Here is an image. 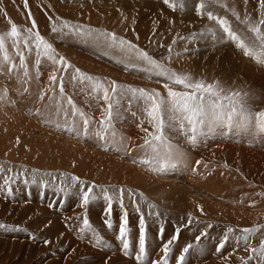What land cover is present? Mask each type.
I'll list each match as a JSON object with an SVG mask.
<instances>
[{
  "label": "rangeland",
  "instance_id": "obj_1",
  "mask_svg": "<svg viewBox=\"0 0 264 264\" xmlns=\"http://www.w3.org/2000/svg\"><path fill=\"white\" fill-rule=\"evenodd\" d=\"M12 2H21L26 6L25 0ZM32 2L33 0H27V6L21 8L20 13L25 18L23 21L10 15L6 18L5 15V27H2L3 31L0 29V33L10 30V21L23 31L31 27V20L34 19L37 29L33 31L39 30L40 34L53 44L56 53L66 58L73 66L69 72L78 68L82 73L98 78L106 85L116 81L118 85L158 89L162 94L166 91L162 88V83L156 82L157 79L162 81L163 78L149 79L142 72L124 68V64L118 63L121 56L95 45L89 38L71 33L57 35L51 32L53 24L64 21L100 32L115 33L148 51L157 60L167 58V49L171 46V60L165 59V63L177 72L191 74L195 79L219 81L225 88L240 89L241 93L250 92V86L255 89L262 86L263 82L259 79L264 76V64L246 57L243 51L236 47L235 42L228 41L226 36L219 42L206 31L210 28L216 30L215 22L208 19L211 14L216 20H225L232 31L249 44L255 43L256 34L250 32L248 21L264 31V24L260 23L264 20L262 0H173L178 4L175 9L165 4L164 0H36L42 6L45 3L44 8L49 9L46 15L43 12L45 24H38ZM50 2L58 10L50 9ZM98 6L99 11H93L94 18L93 15L87 16L81 11L83 8L96 9ZM50 10L54 13L49 12ZM46 22L51 23V26L46 25ZM6 46L11 62L19 69L17 49L11 40L7 41ZM186 48L188 51H185ZM20 50L25 55L26 67L33 77L31 82L18 83L15 74L11 78L0 75V90L6 89L9 101H14L0 102V168L5 170L0 172V176L10 179L7 186L4 185V180L0 179V223L18 229H0V264H92L88 261V256L97 252L105 260L100 264H117L115 259L119 256L129 262L124 264H148L146 261H135L131 257V253L138 252L135 246L139 241L141 215L145 219L146 227V260L163 256L162 246L176 235L177 239L169 246L172 258L188 244L193 245L188 253H184L183 264H239L244 260L242 258L247 256L249 257L242 264H259V258L250 250L251 247L258 248L264 241V228H261L264 226V158L258 156V146L247 145L251 148H248V151H252L251 158L249 153L243 158H234L233 150L225 147L228 144H237L234 140L223 139L211 144L209 142L214 138L208 139V142L202 143L207 149L199 152L197 149L201 144L196 147L185 145L186 166L182 164L165 174L151 172L152 181L148 180V185L144 182L141 189L137 188L131 184L132 180H140V174L134 173L135 168L140 171L144 165L133 163V160L139 161L145 155L144 150L137 147L143 143L145 133L140 132L138 123H130L134 121V117L130 118L131 113H124L129 119H123L130 124L124 125L123 120L115 124L118 132L124 136V143L131 147L127 156L112 150L110 146L101 147L95 139L69 132L67 128L73 120L71 115H57L55 108L46 107L49 103L47 97L43 101L37 100L41 87L49 83L52 65L46 62L40 66L38 82L35 79L34 48L29 52L21 43ZM185 61L186 66H183ZM24 87H27L29 92L21 96L20 92ZM66 93L72 96L79 107L94 117L91 128L98 129L101 110L89 109L87 95L73 89L71 85H66ZM48 95L54 93L50 92ZM258 97L259 101L248 103L255 111L264 110V97ZM62 103L68 107L66 101ZM75 119L79 123V117ZM57 124L60 127H57ZM146 126L148 127L147 124L144 125ZM258 140L261 142L263 139ZM177 143L182 144L183 140ZM220 151L224 152V156L220 155ZM197 161L200 163L197 164ZM160 176L162 182H165L160 192L166 200H158L160 196L156 193L159 189H156L154 181L160 179ZM159 183L158 181L157 185ZM88 187L93 188V193L90 194L89 203L84 205L83 192ZM147 187H150L149 190L155 187L153 191H156L157 197L147 195L143 191H147ZM8 188H11V194ZM120 189H124L122 204ZM105 191L107 196L111 197L110 209ZM184 191L191 192L189 198ZM63 197H66L64 202L59 200ZM73 200L76 202H72ZM149 205L154 207L150 208ZM80 208L83 209L79 210ZM88 208L96 211L97 218L96 221L86 218L91 231L81 233ZM125 212L129 229L127 239L132 246L128 250L130 255H126L123 248H120L121 241L118 239L119 225ZM189 218L191 224L188 223ZM105 220L111 221L112 229L108 233L100 234L104 229L108 230L105 228ZM98 222L101 224H97ZM49 225H54L57 232L71 235V238L68 236L71 242L81 243V248L77 251L73 245L71 247L68 237V242L64 241L65 237L60 239L61 242L49 240L46 232L52 228ZM249 227L261 228V232L251 236L248 242L250 247H246L242 240L238 243L235 237L242 235L241 229ZM229 228L234 232L228 233L229 240L215 254L214 247L211 249L210 245L220 243ZM177 229L180 230L179 233ZM93 232L101 240L99 245L95 242ZM202 232L207 235L202 236L201 241L197 243L196 237ZM156 235L161 236L160 241ZM150 237L155 238L156 242L153 241L152 247L147 249ZM44 241L49 243L45 244ZM84 247L88 248L87 252ZM195 251L199 255L193 257ZM114 254H117L116 257ZM169 254L167 258L170 259ZM56 257L59 263L55 262ZM110 259L115 262H106Z\"/></svg>",
  "mask_w": 264,
  "mask_h": 264
},
{
  "label": "snow or ice",
  "instance_id": "obj_2",
  "mask_svg": "<svg viewBox=\"0 0 264 264\" xmlns=\"http://www.w3.org/2000/svg\"><path fill=\"white\" fill-rule=\"evenodd\" d=\"M164 3L173 9L178 7V4L173 0H164ZM25 5H27V0H25ZM208 19L213 20L216 24V30L211 28L206 30L214 40L222 42L226 36L228 41L235 42L236 47L241 49L246 57H251L257 63L264 64V31L260 27L248 21L250 32L256 34V42L249 44L234 33L225 20H216L211 14L208 15ZM260 23L264 24V20ZM33 29H37L34 19L31 20V27L23 31L10 21V30L0 33V53H2L0 56V75L11 78L15 74L18 83H30L33 77L26 67V58L20 47L22 43L29 52H32L34 48L36 56L34 61L35 79L40 81V66L43 63H50L53 67L49 75V83L41 87L37 100L43 101L47 97L49 103L46 107L55 108L57 115L61 113L65 117L71 115L73 120L71 126L67 128L69 132L77 136L83 135L86 138L95 139L101 147L110 146L112 150L122 152L125 156L130 154L128 146L124 143V136L118 132L115 124L124 119V113H131L132 117L139 120L137 126L145 133L143 143L137 146L144 150L145 155L139 161L133 160V163L146 166L153 174H165L177 169L182 164L186 166L187 151L185 145L196 147L200 143L217 136H245L252 140L264 139V110L255 111L248 104V93L227 89L219 81L207 82L204 78L195 79L189 73L175 71L165 63V59L171 60L173 52L171 46L167 49L169 56L157 60L148 51L123 37L117 36L115 33L100 32L85 26L73 25L67 21L53 24L51 27V32L57 35L71 33L89 38L95 45L119 54L121 59L118 60V63L124 64L126 69L142 72L149 79L153 77L163 78L162 81L156 80L157 83H162V87L166 90L165 94H162L158 89L149 90L131 85H118L116 81H111L106 85L98 78L82 73L78 68L69 72L73 66L65 57L56 53L53 44L46 40L39 30L33 31ZM181 39L185 38L181 37ZM8 40H11L12 45L17 49L19 69L15 63L11 62L6 46ZM175 43L174 40L173 44ZM185 51L188 49L186 48ZM6 66L7 71L5 72ZM66 85H71L73 89L87 95L89 109L99 108L101 110L98 129L91 128L94 117L79 107L72 96L67 95ZM28 92L29 89L24 87L20 95L23 96ZM50 92L54 95H48ZM62 101H66L68 107H65ZM0 102L14 103V101H9L6 89L0 90ZM76 117H79V123L76 121ZM145 124L148 127H144ZM56 126L60 127L59 124ZM181 139L183 143H177ZM199 163L197 161V164ZM195 170L194 168L193 171ZM4 171L3 168H0V172ZM0 179L4 180L5 186L10 183V179L7 177L0 176ZM8 192L11 194V188H8ZM119 192L122 204L124 189H120ZM92 193V187H88L83 192L84 205L89 203ZM105 197L109 201L110 209L111 197L107 196L106 191ZM149 207H154V205H149ZM137 211H140L139 207H137ZM188 223L191 224V218H189ZM105 224L109 228L112 227L110 220H106ZM83 225L84 227L80 230L81 233L86 230L91 231V226L86 218L83 219ZM261 228L241 229L242 235L235 237V239L238 243L242 240L246 247H250L248 243L250 237L261 232ZM0 229L4 231L18 230L2 223H0ZM176 231L179 233L180 230L177 229ZM233 232L232 228L227 230L217 247V251H220L229 240L228 233ZM128 233V219L125 212L119 225L118 239H120L126 255L130 247L127 239ZM206 235V232H202L197 236V243L201 241L202 236ZM93 237L96 244L99 245L101 240L95 235V232H93ZM176 239L177 236L174 235L164 244V255L156 264H167V257L171 252L169 246ZM44 243L48 244L49 241H44ZM192 248L193 245L188 244L182 252L188 253ZM145 250L146 227L145 219L141 215L137 261H143ZM250 250L259 258L261 264H264V241L258 248L251 247ZM184 259L185 256L181 254L178 258L179 264H183Z\"/></svg>",
  "mask_w": 264,
  "mask_h": 264
},
{
  "label": "bare ground",
  "instance_id": "obj_3",
  "mask_svg": "<svg viewBox=\"0 0 264 264\" xmlns=\"http://www.w3.org/2000/svg\"><path fill=\"white\" fill-rule=\"evenodd\" d=\"M4 2V3H3ZM100 2H101V0H100ZM33 8H34V12H36V14H35V16H36V18H37V21H38V24H40V23H42V24H45V19H44V16L48 13V11L47 10H49V9H46V8H44V6H45V3H44V6H42L41 5V3H39V2H36V0H33ZM53 3V2H52ZM81 3V2H80ZM79 4V3H78ZM5 5V7H3L4 8V10L5 11H3L2 12V10H3V8H2V6H4ZM54 5V4H53ZM52 4H51V2H50V4H49V6L48 7H50V9H52V10H54L55 9V11L56 10H58V9H56L54 6H53ZM27 6V5H26ZM25 6V7H26ZM24 7V5H22L21 4V2H12V0H5V1H2V0H0V29H1V31H3V29H2V27H5V22H4V16L6 15V18H8V15H10L11 17H13L14 19H17V20H19V21H23V18H24V16L20 13V11H22L21 10V8H25ZM54 7V8H53ZM99 8V6L98 7H96V9H98ZM87 8H83L81 11L83 12V13H85V15L87 14V16H89V15H93V18H94V16H95V14L93 13V11H99V9L98 10H96L95 9V7L94 8H91L92 9V11H91V9H87ZM52 10H50L49 12H51ZM60 10V9H59ZM60 11H62V10H60ZM67 11V10H66ZM45 13V15H43L44 13ZM53 12V11H52ZM54 13V12H53ZM55 13H57V12H55ZM64 13V12H63ZM112 13H114V11L112 12ZM61 14V13H60ZM154 14V13H153ZM84 15V14H83ZM40 16H42V18L40 17ZM157 17V16H156ZM155 17V18H156ZM5 18V19H6ZM157 18H159V17H157ZM140 19V18H139ZM24 20H25V18H24ZM114 21H112V23H113ZM138 22V21H137ZM111 23V24H112ZM114 24V23H113ZM146 24V23H145ZM46 25H49V26H51V23H49V22H46ZM164 25V24H163ZM177 25V24H176ZM146 26V25H145ZM138 27V26H137ZM214 28V27H213ZM145 30V29H144ZM63 40V39H62ZM53 41V40H52ZM248 43V42H247ZM232 50V49H231ZM234 53V52H233ZM66 54V53H65ZM114 55H116V56H120L119 54H117V53H115ZM181 57V56H180ZM207 57V56H206ZM117 58V57H116ZM188 60V59H187ZM202 60L204 61L205 60V62L207 61V59L206 58H202ZM190 61V60H189ZM195 62V61H194ZM183 63V62H182ZM186 63H187V61H185L184 62V65L183 66H186ZM189 63V62H188ZM211 65H213V64H211ZM227 65V64H226ZM125 68V67H124ZM184 70V69H183ZM249 73V72H248ZM222 75V74H221ZM260 82H263L262 83V86L261 87H258V89H255L253 86H250V92H248V97H247V102L248 103H250V102H254V101H259V97H258V95H260V97H264V76H262V78L260 77ZM145 83V82H144ZM227 83V82H226ZM259 83V82H258ZM143 84V83H142ZM235 84V83H234ZM226 85V84H225ZM149 86V85H148ZM257 85H255V87H256ZM227 87V86H226ZM243 87V86H242ZM242 87H240V88H242ZM150 88V87H149ZM163 88V87H162ZM161 89V88H160ZM162 90V89H161ZM240 90V89H239ZM258 98L257 100H255L256 98ZM263 104V103H262ZM130 115V114H129ZM124 117H126V115L124 116ZM132 116H130V118H131ZM126 118H128V117H126ZM125 118V119H126ZM129 119V118H128ZM132 119V118H131ZM137 118H133V120L134 121H130V123H134L135 125L137 124V123H139L138 121L139 120H136ZM135 121H136V123H135ZM126 120H123V124L125 123L126 124V126L128 125V124H130L129 122H127ZM124 124V125H125ZM129 127V126H128ZM131 127V126H130ZM147 127V126H146ZM133 128V127H132ZM136 130H137V128H136ZM140 132H141V130H140ZM144 133V132H143ZM139 135V134H138ZM133 138V137H132ZM223 139H227V140H234L233 142H236L237 144H228V145H226L225 147L226 148H228V149H230V150H233V152L235 153L234 155H232L234 158H243L244 156H247L248 155V153H249V156H250V158H251V155H252V151L250 152V151H248L249 149H251L250 147H247V145H250V146H258V148H259V150L257 151V154H258V156L260 157V158H264V139L263 140H261V142H259V140H258V138L256 139V140H252L251 138H249V139H247V137H245V136H232V137H221V136H217V137H215L214 138V140H211V142H209V143H211V144H215V142H217V141H220V140H223ZM209 140H207L206 142H208ZM202 146L200 147V148H198L197 150H198V152L199 151H204V150H206L207 149V146L206 145H203L202 143H200ZM206 144V143H205ZM207 145H209V144H207ZM130 147V146H129ZM128 147V148H129ZM249 148V149H248ZM253 149V148H252ZM256 150V149H255ZM131 151V147H130V149H129V152ZM229 152V151H228ZM219 153V152H218ZM224 152H221L220 151V155H223L224 156V154H223ZM230 153V152H229ZM231 153H232V151H231ZM204 155V154H203ZM219 155V154H218ZM230 155V154H229ZM248 156V157H249ZM142 157V156H141ZM144 157V156H143ZM211 157V156H210ZM229 157V156H228ZM231 157V156H230ZM255 157V156H254ZM256 158V157H255ZM228 159V158H227ZM225 163H226V159H225ZM255 163V162H254ZM116 165V164H115ZM140 165V164H139ZM243 165V164H242ZM245 165H247V164H245ZM253 165V164H252ZM241 166V165H240ZM239 166V167H240ZM134 167V166H133ZM136 167V166H135ZM143 169H141L140 171L137 169V167L135 168V172L134 173H136V174H140V176L138 177V178H140V180H139V182H137L136 180H132V182H131V184H133L134 186H136L137 188H142L141 187V185H144V182H146L147 183V185H148V180H151L152 178L150 177V176H152L150 173H151V171H149L147 168H146V166H143L142 167ZM240 169H241V167H240ZM133 170H134V168H133ZM234 170V169H233ZM263 170V169H262ZM243 172V171H242ZM148 173V174H147ZM257 173V172H256ZM251 174V173H250ZM253 174H254V172H253ZM252 174V175H253ZM258 175V174H257ZM142 176V177H141ZM161 177V176H160ZM233 178V177H232ZM235 178V177H234ZM97 179V178H96ZM147 180V181H146ZM166 180V179H165ZM152 181V180H151ZM160 182L158 185H157V182ZM163 181V179H162V177L160 178V179H157V180H155L154 181V185H156V189L158 190V192H156L160 197H159V199L158 200H166L165 198H162V196H163V194L160 192V189L162 190V186L164 185V183L165 182H162ZM150 184H151V182H150ZM150 184H149V186H150ZM133 186V187H134ZM175 186V185H174ZM144 187H146V186H144ZM144 187H143V189H144ZM153 186H151V188H152ZM164 187V186H163ZM150 188V187H149ZM149 188L147 187V191L146 190H143L147 195H155L156 197H157V195L155 194V192L153 191V189L155 188H153L152 190L150 189L149 190ZM255 189V188H254ZM171 190V189H170ZM15 191V190H14ZM140 191V190H139ZM173 193V192H172ZM176 193V192H175ZM180 193V192H179ZM183 193H187V192H183ZM182 193V194H183ZM17 194V193H16ZM188 195H187V197L189 198V196L191 195V192L190 191H188V193H187ZM150 195V196H151ZM184 196V195H183ZM186 197V198H187ZM176 198V197H175ZM198 198H200V197H198ZM246 198V197H245ZM2 199V198H1ZM17 199H19L18 197H17ZM241 199V198H240ZM243 200V199H242ZM21 201V200H20ZM176 202V201H175ZM21 203V202H20ZM82 205V204H81ZM205 205H207L206 203H205ZM80 206V205H79ZM83 209V208H82ZM81 208L79 209V210H82ZM194 210L196 209V207L195 208H193ZM198 209V208H197ZM33 211V210H32ZM193 211V210H192ZM96 212V211H95ZM95 212H93L91 209H87V211H86V215L84 216V219L85 218H87V219H92V220H94V221H96V218H97V215L95 214ZM29 213V212H28ZM34 214V213H33ZM57 220V219H56ZM98 220V219H97ZM67 221V220H66ZM93 221V222H94ZM106 221V220H105ZM100 222H98L97 224H99ZM52 224V223H51ZM74 224V223H73ZM75 224H77V223H75ZM101 224V223H100ZM104 224V223H103ZM59 225V224H58ZM50 227H52L51 229H47L46 230V232H47V236H48V239L49 240H55V241H60V239H62L63 237H65V238H63L64 239V241L65 242H68L67 240H68V238L70 237H72L71 235H69L68 233V236L67 235H65L66 233H64V232H57L58 230H57V228L54 226V225H49ZM74 226V225H73ZM40 227V226H39ZM59 228V227H58ZM106 229L108 228V230H103L102 232H100V234L101 233H103V232H106V233H108L112 228H109V227H105ZM101 231V230H100ZM46 232H45V234H46ZM66 232V231H65ZM153 232V231H152ZM63 233V234H62ZM72 234V233H71ZM77 234V233H76ZM56 235H59V237H56ZM149 235V234H148ZM98 236V235H97ZM58 239H56V238ZM68 237V238H67ZM46 238V237H45ZM69 238V243H70V246L72 247V245L75 247V249L78 251V249H80L81 248V246H80V244L79 243H74V242H71V239ZM75 239V238H74ZM73 239V240H74ZM114 239V238H113ZM153 241H154V243L156 242V240H155V238H153V237H150L149 239H148V247H147V249H149V246L150 247H152V245H151V243H153ZM61 242V241H60ZM79 242V241H78ZM91 242H93V241H91ZM63 243V242H62ZM29 245V244H28ZM69 245V244H68ZM91 246V245H90ZM29 247V246H28ZM68 247V246H67ZM83 247V246H82ZM89 247V246H88ZM213 247L214 246H212V245H210V247L209 248H211V249H213ZM86 248V252H87V247H84V249ZM90 248V247H89ZM83 249V248H82ZM29 250H30V248H29ZM67 250V249H66ZM92 250H94L93 248H92ZM210 250V249H209ZM83 251V250H82ZM96 251H98V250H96ZM95 251V252H96ZM26 252V251H25ZM29 252V251H28ZM80 252V251H79ZM84 252V251H83ZM81 253V252H80ZM217 252H215V254H216ZM106 254V253H105ZM199 255V253L197 252V251H195V253L192 255L193 257L194 256H198ZM117 255V254H116ZM116 255L114 254V256L116 257ZM79 256H80V254H79ZM112 256V255H111ZM214 256V255H213ZM85 257V256H84ZM89 257V259L90 260H88L89 262H92V264H100V262H103V261H105L103 258H102V255H100V253H95V254H91L90 253V255L88 256ZM73 258V257H72ZM118 259V260H117ZM124 259V258H123ZM122 259V257L121 256H119V257H117L116 259H115V261L117 262V264H124V263H129V262H127L125 259L123 260ZM85 260V259H84ZM83 261V260H82ZM87 261V260H86ZM112 261H113V263L115 262L113 259H110L109 261L107 260L106 262H110V263H112ZM56 263H59V260H58V258L56 257V261H55ZM67 262V261H66ZM78 262H81V261H78ZM69 263V262H68ZM77 263V262H76ZM133 263V262H132ZM77 264H79V263H77ZM87 264H89V263H87Z\"/></svg>",
  "mask_w": 264,
  "mask_h": 264
}]
</instances>
